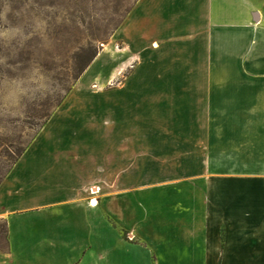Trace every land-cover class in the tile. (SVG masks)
<instances>
[{"label": "rangeland", "instance_id": "1", "mask_svg": "<svg viewBox=\"0 0 264 264\" xmlns=\"http://www.w3.org/2000/svg\"><path fill=\"white\" fill-rule=\"evenodd\" d=\"M137 1L0 0V184L23 148L28 156L80 154L85 165L96 163L95 213L44 210V264H264V208L255 209V224L243 221L249 189L264 199V114L250 128L255 114L197 111L207 102L204 51L191 46L180 22L178 40L156 50L159 36L140 21ZM138 50L139 62L109 79ZM189 142L192 158L176 162ZM121 170V183L107 177ZM232 175L239 201L248 202L218 226L215 187ZM60 179L46 190L51 201L70 193ZM117 184L129 190L118 213L104 201ZM84 216L89 222L77 231ZM64 221L72 223L67 230L58 228ZM209 230L210 249L220 242L221 256L208 257ZM6 232L0 220L1 248Z\"/></svg>", "mask_w": 264, "mask_h": 264}, {"label": "crops", "instance_id": "2", "mask_svg": "<svg viewBox=\"0 0 264 264\" xmlns=\"http://www.w3.org/2000/svg\"><path fill=\"white\" fill-rule=\"evenodd\" d=\"M150 1L138 0L136 5L137 8H140L138 10L143 9L142 12L144 11L145 19L142 18L140 21L146 22L147 20L153 31L159 36L153 40L156 50L166 42H172L174 37L175 41L178 40L177 25L180 22V26L190 34L188 41L192 43L191 46L195 49L200 46L204 51L203 66L197 61L195 64L199 63L206 75V93L203 96L207 98V102L205 105H199L197 111L216 112L217 114L225 112L255 114V121L250 119L249 127L252 128L253 122L258 123V119L264 114V0H183L180 8H178L177 0H156L153 6ZM146 10L149 12L146 13ZM193 17H200V21L193 22ZM116 38L117 34L115 33L112 42H116L118 40ZM141 54L138 50L130 59L123 61L124 67L119 66V70L117 69L109 79L117 77L119 71L125 69L132 59L136 58V62H139L142 58ZM225 81H231L232 84L226 87ZM229 98L232 100L231 105L226 103ZM239 118L237 122L240 123V127L244 126L242 123L245 121L241 119V116ZM260 127L264 129V122ZM251 138L254 139V137ZM257 139L256 137L255 141ZM189 140L194 144L193 132ZM196 142L201 148L205 145V142L199 137ZM188 144L189 146L178 150L179 155L182 156L176 162L187 160V156L192 158L193 148H190V142ZM205 155H208L207 152ZM83 159L85 158L80 154L28 156L23 153L19 157L13 166L14 169L10 170L0 184V220L6 221L7 224L5 240L8 246L0 247V264H22V262L44 264L45 232L42 217L45 209L57 206L59 210L63 211L62 215L65 217L70 216L66 214V209L80 210L84 214L95 213L97 200L95 202V199H92L95 196H92L89 190L95 186L97 181L96 163L88 161L85 165L82 162ZM25 162H29V164L25 165L26 171L25 174L21 173L22 176L19 175L17 169ZM121 171L120 173L116 172L115 175L108 173L107 177L119 178L121 183L120 178L125 174L123 170ZM62 176L68 184L66 190H70V193L55 196L51 201L46 190L49 187L55 189L54 186L61 183ZM219 179L215 193L218 195L216 201L217 225L221 226L225 217L232 213L236 214L237 207L248 201H239L242 195H240L241 186L237 184V176H229L230 180ZM42 184H44V188L41 186L40 191L34 189ZM116 186V196L106 195L104 201L106 206L108 204L109 210L118 213L119 197L129 190L120 184ZM249 191L254 194V201L250 200L248 206H244V209L248 210H244L245 219L243 221L247 223L246 226L253 225L258 221L256 217L259 215L255 209L257 207L264 208V199L261 198V202H257L255 199L257 191L252 189ZM91 200L94 205L90 203ZM32 213L40 215V219L34 218ZM233 217L234 215L231 218ZM86 218L84 216L83 220L75 225L78 228L77 231L81 228V224L87 226L89 220ZM64 222L66 224L62 226L63 223H61L59 229L70 228L71 221ZM66 225L68 227H65ZM238 232L244 234L245 231L243 228H239ZM207 236L208 257L221 256L220 251H216L219 250L220 242L217 244L218 247L210 249V230Z\"/></svg>", "mask_w": 264, "mask_h": 264}, {"label": "trees", "instance_id": "3", "mask_svg": "<svg viewBox=\"0 0 264 264\" xmlns=\"http://www.w3.org/2000/svg\"><path fill=\"white\" fill-rule=\"evenodd\" d=\"M24 152H25V148L22 149V151L20 152V154L18 155V157L16 158V160H15L14 162H16V161L19 159V157H20Z\"/></svg>", "mask_w": 264, "mask_h": 264}, {"label": "bare ground", "instance_id": "4", "mask_svg": "<svg viewBox=\"0 0 264 264\" xmlns=\"http://www.w3.org/2000/svg\"><path fill=\"white\" fill-rule=\"evenodd\" d=\"M95 202H96V198H95ZM92 203H93V202H92ZM92 203H91V204H92Z\"/></svg>", "mask_w": 264, "mask_h": 264}, {"label": "built area", "instance_id": "5", "mask_svg": "<svg viewBox=\"0 0 264 264\" xmlns=\"http://www.w3.org/2000/svg\"><path fill=\"white\" fill-rule=\"evenodd\" d=\"M92 202V201H91Z\"/></svg>", "mask_w": 264, "mask_h": 264}]
</instances>
